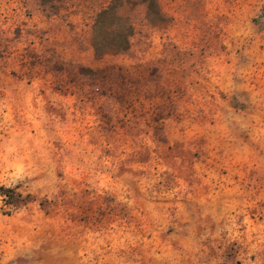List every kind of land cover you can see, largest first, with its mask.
I'll return each instance as SVG.
<instances>
[{
  "label": "rangeland",
  "instance_id": "obj_1",
  "mask_svg": "<svg viewBox=\"0 0 264 264\" xmlns=\"http://www.w3.org/2000/svg\"><path fill=\"white\" fill-rule=\"evenodd\" d=\"M158 1L0 0V264H264V0Z\"/></svg>",
  "mask_w": 264,
  "mask_h": 264
},
{
  "label": "trees",
  "instance_id": "obj_2",
  "mask_svg": "<svg viewBox=\"0 0 264 264\" xmlns=\"http://www.w3.org/2000/svg\"><path fill=\"white\" fill-rule=\"evenodd\" d=\"M124 2L143 6L145 18L149 22H158L162 19L163 11L158 0H110L105 7L97 12L94 21L93 49L96 53L101 54L108 51L123 53L129 49L130 38L134 33V24L120 12ZM262 13H264V8ZM106 23L105 32L109 38H105L102 32ZM0 195L4 202L11 207H19L26 200L11 187L0 186Z\"/></svg>",
  "mask_w": 264,
  "mask_h": 264
}]
</instances>
